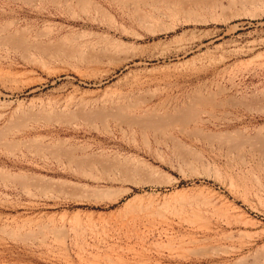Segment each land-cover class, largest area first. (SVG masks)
<instances>
[{"label":"rangeland","instance_id":"1","mask_svg":"<svg viewBox=\"0 0 264 264\" xmlns=\"http://www.w3.org/2000/svg\"><path fill=\"white\" fill-rule=\"evenodd\" d=\"M0 264H264V0H0Z\"/></svg>","mask_w":264,"mask_h":264}]
</instances>
